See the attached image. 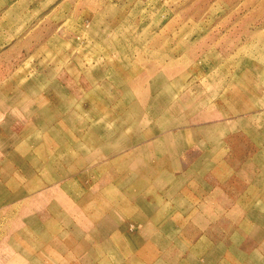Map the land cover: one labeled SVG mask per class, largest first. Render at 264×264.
<instances>
[{"label": "rangeland", "instance_id": "obj_1", "mask_svg": "<svg viewBox=\"0 0 264 264\" xmlns=\"http://www.w3.org/2000/svg\"><path fill=\"white\" fill-rule=\"evenodd\" d=\"M0 95V264H143L150 224L180 252L197 155L256 181L230 218L262 264L264 0H0Z\"/></svg>", "mask_w": 264, "mask_h": 264}, {"label": "crops", "instance_id": "obj_2", "mask_svg": "<svg viewBox=\"0 0 264 264\" xmlns=\"http://www.w3.org/2000/svg\"><path fill=\"white\" fill-rule=\"evenodd\" d=\"M40 95L43 100L45 96ZM10 96L0 95V105L9 103ZM3 109V108H2ZM0 106V119H3L5 113ZM177 135H184L185 130H179ZM198 159L192 160L186 164V161L180 159L179 172L176 177L177 188L172 194L168 193L165 197L171 201L174 212L171 214L186 217V225L182 227L180 232L184 237L181 240H162V245L166 247L182 248L180 252L160 257L158 249L160 241L158 239L159 226L150 224L152 233L151 239H143L141 248H150V255H144L143 264H234L239 262L234 259V248H239L234 238L239 226L230 218L239 216L240 202L244 200H254L252 184L249 178L238 176V167L231 160H226L224 165L210 167L207 163L200 162ZM191 171L190 181L182 180L187 172ZM147 201L150 210L153 212L157 206L149 197H142ZM177 209V211H175ZM251 214V212H248ZM190 216L197 217L195 237L191 239ZM216 216V218H212ZM208 217H210L208 219ZM238 219V218H237ZM241 220L242 219H238ZM238 220H236L238 222ZM188 221V225H187ZM251 223V222H249ZM254 225V223H252ZM243 225L240 223V229ZM186 232V235L183 234ZM248 237V236H247ZM252 241V239H249ZM248 246H253L251 244ZM264 246V240H263ZM255 247V246H254ZM207 249L206 254L202 256H192L193 249ZM213 252V256L211 254ZM209 253V256H207ZM88 255L90 252L88 251ZM145 259V260H144ZM255 257L253 258V260ZM260 260V259H259ZM264 264V256L262 257ZM255 261H253L254 263ZM251 264L250 258L247 260ZM246 263V264H247Z\"/></svg>", "mask_w": 264, "mask_h": 264}]
</instances>
